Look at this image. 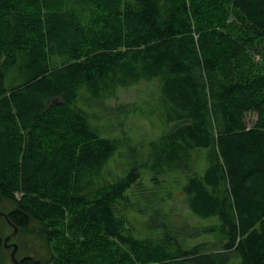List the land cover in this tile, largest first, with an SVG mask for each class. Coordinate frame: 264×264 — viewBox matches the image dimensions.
I'll use <instances>...</instances> for the list:
<instances>
[{"label": "trees", "instance_id": "obj_1", "mask_svg": "<svg viewBox=\"0 0 264 264\" xmlns=\"http://www.w3.org/2000/svg\"><path fill=\"white\" fill-rule=\"evenodd\" d=\"M0 198L19 264H264V0H0Z\"/></svg>", "mask_w": 264, "mask_h": 264}, {"label": "rangeland", "instance_id": "obj_2", "mask_svg": "<svg viewBox=\"0 0 264 264\" xmlns=\"http://www.w3.org/2000/svg\"><path fill=\"white\" fill-rule=\"evenodd\" d=\"M255 62H261L260 55L258 54L255 57ZM263 64V62H262ZM261 71L260 73H262ZM152 85H144L141 88H127V89H120L118 92V98L112 99V103H131L137 100L140 96L146 95L148 91H150ZM256 115L254 113H250L247 115L246 120L248 122H254L256 120ZM127 129H131L134 134H131L132 137H136L135 132H140V138L149 139L157 134L156 125H150L147 121L141 119L140 117L133 118L130 123L127 125ZM120 131L115 132L116 135H119ZM132 133V132H130ZM124 159L121 156H116L108 166L103 171V180L108 181H115L119 179L123 174L124 168ZM145 184L137 185L135 189V198L138 200L139 196L145 195L149 190H147V186ZM176 196L177 201L171 202V206L176 208V211L179 212L178 214L183 215L184 217H188L187 210L184 209L182 204V200L179 199V195L177 193L174 194ZM13 208V204L7 200L0 198V212L6 214L9 210ZM181 209V210H180ZM186 211V212H184ZM136 216L139 217L138 214ZM138 220L134 221V225L138 226ZM190 224L195 225L198 224V221L194 218H191ZM15 228L10 225L7 221L6 217L3 214H0V232L3 236V249L0 253V264H14L11 259V254L17 245V252H16V259L20 260L24 256H38L39 258L47 257V250L44 246L43 239L39 237L35 232L30 234L26 233L25 231H21L19 229L16 230V234H14ZM11 237V238H10ZM8 242L5 245V240ZM211 250L214 248L210 247ZM235 257L234 255H232Z\"/></svg>", "mask_w": 264, "mask_h": 264}, {"label": "water", "instance_id": "obj_3", "mask_svg": "<svg viewBox=\"0 0 264 264\" xmlns=\"http://www.w3.org/2000/svg\"><path fill=\"white\" fill-rule=\"evenodd\" d=\"M0 214H3V215L6 217L7 221L10 223L7 214H4V213H2V212H0ZM10 225H11V223H10ZM13 227H14V226H13ZM14 228H15L14 234H16V230H17L18 228H16V227H14ZM10 238H11V237H10ZM10 238H8L7 240L4 241V242H5V245H6V243L8 242V240H9ZM16 252H17V245H15V248H14L12 254H11V259H12V261H13L14 264H19V261L16 259Z\"/></svg>", "mask_w": 264, "mask_h": 264}]
</instances>
